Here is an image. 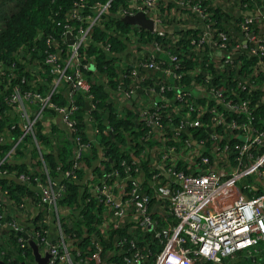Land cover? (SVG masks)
<instances>
[{
	"label": "built area",
	"instance_id": "2783aa9c",
	"mask_svg": "<svg viewBox=\"0 0 264 264\" xmlns=\"http://www.w3.org/2000/svg\"><path fill=\"white\" fill-rule=\"evenodd\" d=\"M205 1L128 0L116 17L142 13L152 19L153 26L145 29L129 24L128 30L121 31L113 27L111 34H118L124 44L121 50L114 49L111 42L93 39L95 29L108 19L113 0L74 4L62 31L66 54L56 48L44 58L51 79L47 81V71L38 65L44 89L29 88L21 93L17 88L10 98L20 133L12 135L11 148L0 158V175L6 172L2 169L6 157L14 155L28 138L38 153L35 163L45 181L34 177L36 184H32L27 173L12 175L17 183L38 191L36 201L26 194L16 205L0 193V259L5 263L26 264L21 255L32 239L42 255L50 254L46 264H85L77 259L83 249L74 235L64 231L72 225L65 226V222L74 221L63 218L78 214H71L69 205L60 211L59 203L66 188L63 179L77 180L83 171V192L101 208L96 219L101 237L107 238L113 226L136 227L138 223L154 227L149 204L157 198L176 223L156 232L163 248L154 264H228L240 251L251 262L264 264V117L256 121L254 114L259 104L264 106V0H256L255 8L244 11L241 21L227 24L225 29L215 28L216 19ZM233 9L240 16L238 8ZM190 22L198 24L187 36ZM181 41H188L187 50L193 53L192 68ZM90 42L113 59L112 84L106 78L109 74L94 66V56L83 58ZM91 77L106 83L114 114L120 118L130 111L145 130L139 141H151L143 144L137 156L130 153L131 164L122 160L120 168L106 170L100 164L106 159L101 135L112 127L101 130L90 113L95 109L90 101ZM61 92L69 104H52V97ZM77 93L89 103L82 129L77 128L75 117ZM254 95L258 98L255 103ZM48 109L56 111L54 119H59L72 141L68 167H56L61 180L48 174L43 146L35 135L37 124L43 125L48 117ZM14 127L11 123V129ZM201 129L207 135H197ZM7 137L0 136V140ZM93 148H98L101 161L89 167L85 157ZM144 162L153 168L147 177L141 170ZM239 189L246 195L237 193ZM255 190L261 192L248 195ZM92 244L96 249L93 257L98 258L102 247L94 239ZM142 259L136 250L132 258H125V264H142ZM33 262L32 255L28 263Z\"/></svg>",
	"mask_w": 264,
	"mask_h": 264
},
{
	"label": "trees",
	"instance_id": "16d2710c",
	"mask_svg": "<svg viewBox=\"0 0 264 264\" xmlns=\"http://www.w3.org/2000/svg\"><path fill=\"white\" fill-rule=\"evenodd\" d=\"M79 1L82 0H0V136H8L5 141L4 138L0 140V158L4 157L11 148L12 135L20 133V129L15 123L17 113L15 104L10 101L11 96L17 88L21 93L29 88L32 90L36 88L38 91L44 89V87H39L38 84H30L31 80L36 79L34 68L41 65L47 71L48 68L44 64V58L47 53L54 52L56 48L57 50L61 49L63 55L66 54V44H63L62 36L63 25L69 22L68 14L71 13L74 4ZM84 1L90 5L97 0ZM127 3L128 0H113L109 12L110 15L107 16L108 19L105 20L104 26L95 29L93 35L95 41L111 42L116 50H121L124 47L123 42L119 40L118 34H111V31H113V27L117 28L118 31L130 28L129 24L123 23L116 17L117 11L121 7L126 6ZM205 4L209 7L210 13H212V19H216L217 25H215V28L225 29L227 24H237L241 21V14L244 11H250L255 8L257 1L206 0ZM160 6L164 8L165 3L161 2ZM233 7L238 8L237 12H240V16L236 15ZM226 10H230L231 15L237 17V19L228 21V19H232V16ZM191 31L193 30H187L185 34L188 36ZM47 39H53L54 42L49 44ZM186 40H189V38ZM180 43L182 45L181 48L185 49L188 54L186 59L188 66L190 68L194 67L193 53L187 50L189 49L187 47L188 41H181ZM174 47L176 48V46ZM91 56L95 58L94 66L101 72H107L109 75L106 78L112 84L113 80L110 77L115 75V69L111 65L113 59H109L102 49L95 46L92 42L86 45L83 50V58L85 60ZM46 77L47 81L51 79L48 71ZM23 79L24 82H22ZM91 80L93 84L90 101L94 104L95 109L90 113L95 118L97 127L102 130L107 126H111L112 131L103 133L100 139L101 151L105 154L106 159L101 161L98 148H93L90 156L85 157V163L92 167L101 161L100 164H103L104 170L110 166L120 168L122 160L131 164L133 158L130 153L137 156L143 144L151 143V141L149 139L139 141L145 130L143 131L141 126L132 119L133 116L130 111L127 112L128 115L120 118L114 114L112 103L108 101V91H106L104 80L102 81L100 77H91ZM257 99V95H254L253 102L255 103ZM51 101L52 104L58 106L69 104L63 92L53 96ZM75 101L79 106V110L75 113L77 128L82 129L86 126V99L80 93H77ZM46 114L53 116L56 111L48 109ZM87 114L89 115V113ZM254 114L256 121L261 120L264 117V106L259 104ZM11 123L15 124L14 129H11ZM259 125L257 123V126ZM58 131V127L52 125L51 131L47 133L43 125L38 123L35 135L43 146L42 157L46 163L48 174L60 179L61 174L56 170V167L59 165L63 169L68 167L67 160L72 148V141L69 139L63 141V138H60L58 142H54L52 136H55ZM197 135L205 136L207 131L201 129L197 132ZM37 155L38 153L33 144L28 138H25L15 150L14 155L6 157L2 165V169L6 172L0 175V193L8 201L19 205L22 197L26 194L35 201L38 199V191L32 190L31 185L27 187L17 183L12 176L24 172L28 174L32 184H36L34 177L45 181V176L37 169L38 162L35 163L36 158H38ZM29 166L32 167V171L28 169ZM152 169L148 163L144 162L142 164L141 170L145 172L146 177ZM83 174L84 172L80 171L77 180L63 179L66 188L59 200L60 205L72 207L70 210H73L71 214L77 213L80 215L79 219L77 218L78 215H70L63 218L64 220L72 219L74 221L73 223L67 220L65 226L68 223L72 225L64 227V231L69 235H74L75 243H78L83 249L77 259H82L85 264H125L126 257L132 258L135 251L140 250L143 256L142 264H154L163 248V243L159 237H156V232L176 223V220L168 213L165 205L157 198L151 199L149 211L155 221L154 227L144 228L138 223H136V227L131 224H125L120 227L113 226L107 238H103L98 234L96 227L98 222L96 219H98L101 208L96 207L93 199L87 200V193L85 190L83 192L82 189V186H84L82 183ZM151 192L152 190L149 189V194ZM260 192H251L249 196L257 195ZM1 234L5 235V232ZM124 238L125 241L123 240ZM10 239H13V236H10ZM92 239L98 241L102 247V252L98 258L93 257L96 249L92 244ZM21 257L23 260L25 259L26 264H29L28 261L32 260L30 248L27 247ZM237 257L235 260H231L232 262L227 260V263L250 264V259L246 252H238ZM3 260L6 261L4 258ZM197 264L202 263L199 262Z\"/></svg>",
	"mask_w": 264,
	"mask_h": 264
},
{
	"label": "water",
	"instance_id": "95a60500",
	"mask_svg": "<svg viewBox=\"0 0 264 264\" xmlns=\"http://www.w3.org/2000/svg\"><path fill=\"white\" fill-rule=\"evenodd\" d=\"M123 23L130 24V25H138L145 29H152L153 21L152 19L146 18L145 15L142 13H136L133 16H119L118 17ZM68 42H72V38L70 35H68ZM86 108H89V103L85 102ZM28 244L31 248L32 255L34 257V262L32 264H46L48 261L50 254L48 252H44V254H41V251H39L38 245L36 242L32 239L28 240ZM0 264H10L5 263L2 259H0ZM20 264H25L24 262H20Z\"/></svg>",
	"mask_w": 264,
	"mask_h": 264
},
{
	"label": "crops",
	"instance_id": "0c3cea01",
	"mask_svg": "<svg viewBox=\"0 0 264 264\" xmlns=\"http://www.w3.org/2000/svg\"><path fill=\"white\" fill-rule=\"evenodd\" d=\"M191 21H196V19H191ZM197 24H198V22L197 23H192V22H190L189 23V25L187 26V29H191V30H194L195 28H194V26H197ZM185 25H187V24H185ZM39 70L37 69V68H34V72H35V74H36V79H34V80H31L30 82L32 83V84H38V86L40 87V84H41V81H40V78H39V75H38V72ZM37 82V83H36ZM33 90L35 91L36 90V88H33ZM65 94V93H64ZM47 118L46 119H44V124H46V126H47V128H48V130H46L45 129V125L43 124V127H44V129H45V131L47 132V133H49L50 131H51V129H52V125H56L57 127H58V129H59V131L56 133V135L55 136H52V140L54 141V142H58V140L60 139V138H63V141H65L66 139H69V140H71V138L69 137V136H67V134H66V132L64 131V129H62V127H61V125L59 124L60 122H59V119H54L55 118V116L53 117V116H50V115H48L47 114ZM49 117L51 118V119H49ZM65 136V137H64ZM65 209H66V207H65V205H61V208H60V211H65Z\"/></svg>",
	"mask_w": 264,
	"mask_h": 264
},
{
	"label": "rangeland",
	"instance_id": "374dc122",
	"mask_svg": "<svg viewBox=\"0 0 264 264\" xmlns=\"http://www.w3.org/2000/svg\"><path fill=\"white\" fill-rule=\"evenodd\" d=\"M11 4H12V3H11ZM226 11L228 12V14H229L230 16H232L230 10H226ZM234 19L236 20L237 17H235V16L233 17V16H232V19H228V21H230V20L233 21ZM226 23H230V22H226ZM241 190H242V189H241ZM255 191H257V190H255ZM238 192H242L243 194H245L243 191H240V189L237 191V193H238ZM249 194H250V193H248V195H249ZM245 195H246V194H245ZM248 195H247V196H248ZM237 254H238V253H236V254H234V255L232 256V257H234V258H233L234 260H235L236 258H238V257H237ZM249 261H250V260H249ZM250 264H257V263H253V262L250 261Z\"/></svg>",
	"mask_w": 264,
	"mask_h": 264
}]
</instances>
